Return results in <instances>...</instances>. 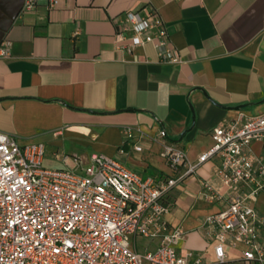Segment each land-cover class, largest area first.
Masks as SVG:
<instances>
[{
	"label": "crops",
	"instance_id": "obj_1",
	"mask_svg": "<svg viewBox=\"0 0 264 264\" xmlns=\"http://www.w3.org/2000/svg\"><path fill=\"white\" fill-rule=\"evenodd\" d=\"M144 7L163 23L178 63L159 61L152 43L121 49L124 13ZM1 47L9 56L0 57V133L43 145L49 169L80 171L100 154L141 177L178 176L185 169L171 172L164 145L194 164L212 147L213 128L264 113V0H57L31 9L0 0ZM251 149L259 155L264 144ZM219 164L200 165L166 201L164 221L183 234L179 251L204 261L212 256L203 219L228 205L201 198L205 183L225 194ZM249 204L264 222V193Z\"/></svg>",
	"mask_w": 264,
	"mask_h": 264
},
{
	"label": "built area",
	"instance_id": "obj_2",
	"mask_svg": "<svg viewBox=\"0 0 264 264\" xmlns=\"http://www.w3.org/2000/svg\"><path fill=\"white\" fill-rule=\"evenodd\" d=\"M37 2L57 5V0H24V7ZM144 8L124 13L116 34L121 49L152 43L159 61L178 63L163 23ZM8 56L1 47L0 57ZM211 139L212 147L194 164L182 150L164 145L161 157L171 172L185 170L157 180L100 154H92L80 171L49 169L43 166V145H19L0 133V264H260L264 222L249 201L264 193V149L259 155L251 149L253 143L264 144V113L240 125L215 127ZM214 157L220 160L215 178L225 194L205 183L201 198L209 203L226 198L228 205L203 219L212 256L204 261L179 251L183 234L164 216L170 191ZM143 241L154 247L143 249ZM237 247L240 257L231 260L228 254Z\"/></svg>",
	"mask_w": 264,
	"mask_h": 264
},
{
	"label": "rangeland",
	"instance_id": "obj_3",
	"mask_svg": "<svg viewBox=\"0 0 264 264\" xmlns=\"http://www.w3.org/2000/svg\"><path fill=\"white\" fill-rule=\"evenodd\" d=\"M47 164H48L47 162H46V163L44 162V165H45V166H46ZM46 167H47V166H46Z\"/></svg>",
	"mask_w": 264,
	"mask_h": 264
},
{
	"label": "trees",
	"instance_id": "obj_4",
	"mask_svg": "<svg viewBox=\"0 0 264 264\" xmlns=\"http://www.w3.org/2000/svg\"><path fill=\"white\" fill-rule=\"evenodd\" d=\"M252 264H256V263H252Z\"/></svg>",
	"mask_w": 264,
	"mask_h": 264
}]
</instances>
